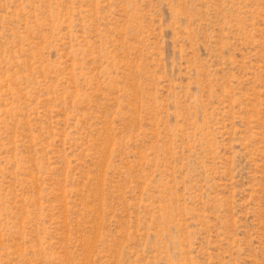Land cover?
<instances>
[{
    "label": "rangeland",
    "instance_id": "rangeland-1",
    "mask_svg": "<svg viewBox=\"0 0 264 264\" xmlns=\"http://www.w3.org/2000/svg\"><path fill=\"white\" fill-rule=\"evenodd\" d=\"M0 264H264V0H0Z\"/></svg>",
    "mask_w": 264,
    "mask_h": 264
}]
</instances>
